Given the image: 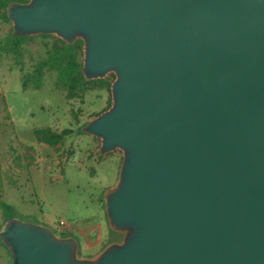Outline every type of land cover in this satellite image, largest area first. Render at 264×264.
I'll return each instance as SVG.
<instances>
[{
	"label": "water",
	"instance_id": "1",
	"mask_svg": "<svg viewBox=\"0 0 264 264\" xmlns=\"http://www.w3.org/2000/svg\"><path fill=\"white\" fill-rule=\"evenodd\" d=\"M16 36L83 46L86 80L112 73L110 106L80 131L120 150L103 193L121 235L95 257L9 217L10 264H264V0H29Z\"/></svg>",
	"mask_w": 264,
	"mask_h": 264
},
{
	"label": "rangeland",
	"instance_id": "2",
	"mask_svg": "<svg viewBox=\"0 0 264 264\" xmlns=\"http://www.w3.org/2000/svg\"><path fill=\"white\" fill-rule=\"evenodd\" d=\"M82 59L80 40L71 45L55 35L16 36L0 10V226L13 214H28L62 236L59 221L70 225L95 211L105 216L103 193L117 181L122 153L99 155L100 140L80 129L110 106L115 76L85 82L78 72ZM37 129L71 131L59 140L49 136L61 178L59 170L35 164L45 155L25 142ZM104 232L121 241L119 233Z\"/></svg>",
	"mask_w": 264,
	"mask_h": 264
},
{
	"label": "crops",
	"instance_id": "3",
	"mask_svg": "<svg viewBox=\"0 0 264 264\" xmlns=\"http://www.w3.org/2000/svg\"><path fill=\"white\" fill-rule=\"evenodd\" d=\"M85 135L90 136L88 134ZM25 143L33 146L36 152H42L45 155L44 157L37 156L35 160V164L43 163L47 171L59 170L60 172L58 173V177L61 178L62 169L57 168V164L59 163L56 160L57 153H55L54 150H51L48 144H46L43 141L37 140L36 137H34V139L31 138V140H27ZM85 160L87 159L82 157L80 162L83 163ZM119 166L120 164H118V171H119ZM117 176H118V172H117ZM101 207H102L101 209L104 210V206L102 203H101ZM104 215H105V211H104ZM14 216L20 217L17 214H14ZM32 218L33 217H31L28 214H25L24 217H22L23 220L35 221ZM61 229L66 230L62 232L61 234L62 236L64 237L72 236L77 240L78 254L81 257H87V258L95 257L107 244L113 241L111 234L109 233L107 234L106 232H104L105 229L113 233V231L109 228L106 215L102 216V213L98 211L81 216L77 218V220L74 223L70 225L65 224V226L62 227ZM2 247L4 246L0 242V264H10V256L8 254V251L5 247L4 248Z\"/></svg>",
	"mask_w": 264,
	"mask_h": 264
},
{
	"label": "trees",
	"instance_id": "4",
	"mask_svg": "<svg viewBox=\"0 0 264 264\" xmlns=\"http://www.w3.org/2000/svg\"><path fill=\"white\" fill-rule=\"evenodd\" d=\"M28 1L29 0H0V10H2L4 12V14L6 15V11L5 10H6V7H7V5L9 3L15 2V3L24 4V3H27ZM81 66H82V64H80L78 66V72H79L80 75H82V73H81ZM84 81L85 82H88L90 80H86L84 78ZM67 133H71V131H65V132H63V134H60V135L53 134L49 129H37V130L34 131V135L36 136L37 140L43 141V142H45L48 145L52 144V141L49 138V136L50 137L53 136V137L56 138V140H59V139H61L64 136V134H67ZM82 134H84V133H82ZM2 208L7 210L8 209V206L6 204L2 203ZM11 216H14V214L11 215Z\"/></svg>",
	"mask_w": 264,
	"mask_h": 264
},
{
	"label": "built area",
	"instance_id": "5",
	"mask_svg": "<svg viewBox=\"0 0 264 264\" xmlns=\"http://www.w3.org/2000/svg\"><path fill=\"white\" fill-rule=\"evenodd\" d=\"M65 226V223L63 222V221H59V223H58V227L59 228H62V227H64Z\"/></svg>",
	"mask_w": 264,
	"mask_h": 264
}]
</instances>
